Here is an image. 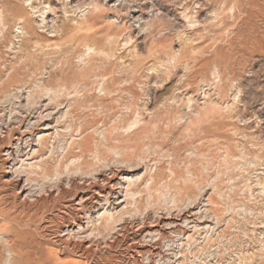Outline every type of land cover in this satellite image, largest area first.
<instances>
[{"label": "rangeland", "instance_id": "obj_1", "mask_svg": "<svg viewBox=\"0 0 264 264\" xmlns=\"http://www.w3.org/2000/svg\"><path fill=\"white\" fill-rule=\"evenodd\" d=\"M87 4L0 0V264H264V0Z\"/></svg>", "mask_w": 264, "mask_h": 264}, {"label": "bare ground", "instance_id": "obj_2", "mask_svg": "<svg viewBox=\"0 0 264 264\" xmlns=\"http://www.w3.org/2000/svg\"><path fill=\"white\" fill-rule=\"evenodd\" d=\"M71 4L74 6H81V5H85L87 3H92L96 4L98 3V5L101 3L104 4L105 0H70ZM98 1V2H96ZM112 0H108L109 4ZM118 2V1H117ZM89 5V4H87ZM92 5V4H91ZM103 6V5H102ZM101 6V7H102ZM105 7V6H104ZM117 7V6H116ZM105 9V8H104ZM109 9V8H108ZM100 10V9H99ZM119 11V10H118ZM115 16V15H114ZM147 16V15H146ZM141 18L144 19L143 16H141ZM110 20V19H109ZM7 138V137H6ZM12 157V154H10V152H7L6 156ZM2 160V159H1ZM9 164V163H8ZM18 168V167H17ZM19 175V174H18ZM18 177V176H17ZM108 199V198H107ZM109 219V218H108ZM106 224V223H105ZM74 230L71 231H66L68 232L67 235H69V237L72 235ZM80 234V232H78V235ZM57 235V234H56ZM3 236V235H2ZM54 240V244L56 246H58L59 248H61L62 251H72V252H76L77 246L72 245L69 241L64 240L62 238H60L59 236H54L53 238ZM6 244H9L6 241ZM7 246V245H6ZM80 246V245H79ZM40 245L38 243L33 244L32 247L26 246L25 244H16V243H11L9 244V246L6 248V253L5 256L7 255V259H5L3 262H1V264H39L40 261L38 258H40V260L42 259V257H39V254L37 253L39 251ZM33 249V250H31ZM83 249V248H82ZM87 250H84L82 253L87 254L86 252ZM86 252V253H85ZM68 253V252H67ZM58 254V253H57ZM89 254V253H88ZM150 255H152V253H149ZM173 254V253H172ZM87 256V255H85ZM5 258V257H4ZM2 261V260H1ZM16 261V262H15ZM44 261V260H43ZM42 261V262H43ZM149 261V260H148ZM57 264L60 263L59 257L57 256L56 259ZM157 263V262H156ZM41 264V263H40ZM54 264V262H53ZM61 264V263H60ZM77 264V263H76ZM149 264V263H148Z\"/></svg>", "mask_w": 264, "mask_h": 264}]
</instances>
